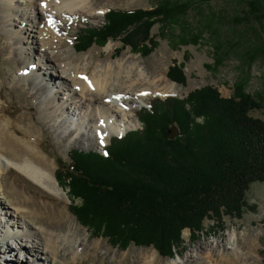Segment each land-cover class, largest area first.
Wrapping results in <instances>:
<instances>
[{
	"label": "trees",
	"instance_id": "16d2710c",
	"mask_svg": "<svg viewBox=\"0 0 264 264\" xmlns=\"http://www.w3.org/2000/svg\"><path fill=\"white\" fill-rule=\"evenodd\" d=\"M166 1L150 9L108 10L102 27L81 28L74 49L118 38L146 55L145 41L154 44L151 26L176 19L198 0ZM239 1L264 27V0ZM256 50L264 51V42L246 55ZM167 76L184 81L178 65ZM240 83L232 97L203 86L183 98H154L137 116L141 126L111 138L107 155L71 150V166L56 180L79 200L71 206L78 221L113 245L151 246L172 257L184 229L194 235L206 219L221 223L224 216L241 217L250 184L264 182V121L248 114L259 103ZM171 125L180 135L169 140Z\"/></svg>",
	"mask_w": 264,
	"mask_h": 264
},
{
	"label": "rangeland",
	"instance_id": "374dc122",
	"mask_svg": "<svg viewBox=\"0 0 264 264\" xmlns=\"http://www.w3.org/2000/svg\"><path fill=\"white\" fill-rule=\"evenodd\" d=\"M16 1L11 0L9 2L11 4L10 9L26 8L28 12H31L34 4L36 5L37 3V0H19V3ZM161 1L166 0H93L95 5L103 7L105 12L109 9H150L155 8ZM166 2L185 1L167 0ZM244 5L239 0L194 1L192 6L188 7L176 19L167 20L164 23L157 22L151 26L149 37L154 44L145 41L146 48L142 50L147 52V49H150V52L146 55L135 51L129 45H124L118 38L110 39L103 44L93 43L87 49L77 52L73 46L81 28H100L105 24V16H99L97 19L79 18L71 20L66 27L67 29L60 33L67 32L66 39L68 41L66 46L73 48L72 55L77 56L76 58L74 57L75 63L80 64L82 62L84 64L90 61L88 63V68L90 69L94 68L100 60L107 63L109 61L122 60L126 64H137L146 76L151 78V80H155L157 88L173 83V88L176 90V95L174 96L177 98H183L187 96L188 92L203 86L215 87L221 96L232 97L237 94V84L241 82L242 91L259 103V107L250 109L248 114L264 121V51L256 50V53H252L249 56L246 55L249 49L263 44L264 27L249 15ZM37 7L39 9L38 5ZM29 8H32V10ZM30 16L32 17L33 15ZM7 18L11 19L12 24H19V17L16 14H10ZM40 18L42 23L37 20V23L33 22V24H49L47 18L43 16H40ZM13 19L15 20L12 21ZM209 21L212 22L209 23ZM22 25L23 21L17 29L22 27ZM13 27L14 25L9 27V29L11 28L14 31L16 27ZM6 31L0 29V33L11 41ZM23 37L25 41L32 40L27 35H23ZM35 47L38 49L37 45ZM215 47L219 49V54ZM39 52V50H35L33 56L38 57ZM217 54L221 56L219 64H216ZM11 60L12 58L8 57L0 46V82L2 88L0 89V95H3L4 100H7L5 102L0 99V106L6 107L10 114L12 112L15 113V106L12 100L18 92V86L10 83L9 80V74L14 73L18 68L17 64L8 63ZM30 61L32 62V60ZM174 65L180 66L184 75L183 82L173 81L167 76V72ZM47 72H51L54 75L57 85L61 84L59 73L51 69V67L48 68ZM48 73L47 75H50ZM26 83L23 84L21 82L19 85L28 86ZM40 95L42 99L48 102L50 95L47 91L42 90ZM154 95L147 96L140 104H134L132 112H129L133 116L132 124L134 125H129V130L137 129L141 126L137 116L141 113L142 107H149L150 102L155 97L165 98L166 96H171ZM63 97H67V95L64 96L63 94ZM31 103L33 108L26 113L40 134L44 150L48 151L49 155L47 158L52 164L53 183L60 189L61 199L66 206V215L81 228L82 237L87 240L88 245L97 244L98 248H95L96 251H94L93 258H91V263L264 264L263 181H255L250 184L246 191L247 207L241 217L224 216L221 223L206 219L203 222V230L194 235H191L188 229H184L182 232V243L175 249L172 257L160 256L156 249L151 246L145 247L131 243L121 248L111 244L110 240L105 236L92 234L91 229L82 225L74 213L71 212V206L79 204V200L70 197L68 189L59 185L56 176H61L65 169L71 166L69 157L71 150L94 151L103 154L111 138L119 136V134L107 135L104 132L95 131L93 128L89 129L90 124H88L87 112L84 109H74L73 106L66 104L68 107L67 111L60 110L47 116L48 114H40L39 104H37L38 101L36 99H33ZM55 105L61 108L62 103L57 102ZM120 124H124V122ZM101 139L103 143H101ZM78 140H81V142H78ZM11 151L12 154L15 153L14 155H16L17 152L14 149H11ZM7 188L11 189L12 192L17 189L11 186H7ZM13 195L14 197H19V193L16 191ZM0 201L4 202L1 197ZM5 210L12 212L8 208ZM0 219L2 221L5 220L4 215L1 213ZM23 219L30 222L26 217ZM9 224H12V221H9ZM233 233L237 241L232 247V241H229L228 238ZM6 241L7 239L4 240L0 232V247H4ZM8 241H11V239ZM104 251L106 254L101 257L105 253ZM9 254L11 258H8V255H0V264H16L19 256L18 251L13 249ZM24 254L28 255L25 251ZM30 256L28 255V257ZM35 256H37L38 262L43 264L44 260L40 259L42 254L36 252Z\"/></svg>",
	"mask_w": 264,
	"mask_h": 264
},
{
	"label": "bare ground",
	"instance_id": "6f19581e",
	"mask_svg": "<svg viewBox=\"0 0 264 264\" xmlns=\"http://www.w3.org/2000/svg\"><path fill=\"white\" fill-rule=\"evenodd\" d=\"M10 1L0 0V29L7 30L11 38L10 41L0 33V46L12 58L8 63L18 65L9 74L10 83L18 86V92L12 100L15 113L10 114L6 107L0 106V197L4 201H0V213L5 219H0V232L7 239L5 246L0 247V255L11 258L9 252L15 249L19 255L16 264H40L36 252L42 254L43 264H93L91 258L97 244L88 245L81 228L66 215L60 189L53 183L48 151L44 150L40 134L26 112L32 110L33 99L38 101L40 114L47 116L67 111L68 104L86 110L89 129L120 135L134 125L129 114L134 104L142 103L152 94L176 95V90L173 83L157 88L155 80L146 76L137 64L100 60L90 69V61L81 62L83 65L74 62L73 48L66 46L67 32H60L67 29L71 20L104 16V8L96 6L93 0H37L33 10L29 8L31 12L26 8L10 9ZM39 13L49 20L48 25L33 24L37 20L42 23ZM10 14L18 15L22 27L17 29L19 24L11 23L7 18ZM12 25L16 27L14 31L9 29ZM23 35L32 40L25 41ZM35 50L40 51L38 57L33 56ZM50 67L59 73L61 84L57 85L54 75L47 72ZM21 82H27L28 86L19 85ZM42 90L50 95L48 102L41 98ZM0 99L7 102L3 95ZM57 102L62 103L61 108L56 107ZM7 186L17 189L12 192ZM15 191L18 198L13 195ZM228 240L233 247L237 238L233 233Z\"/></svg>",
	"mask_w": 264,
	"mask_h": 264
},
{
	"label": "water",
	"instance_id": "95a60500",
	"mask_svg": "<svg viewBox=\"0 0 264 264\" xmlns=\"http://www.w3.org/2000/svg\"><path fill=\"white\" fill-rule=\"evenodd\" d=\"M180 134L179 128L176 125H172L167 131L166 136L168 139H173Z\"/></svg>",
	"mask_w": 264,
	"mask_h": 264
},
{
	"label": "snow or ice",
	"instance_id": "6c2138e0",
	"mask_svg": "<svg viewBox=\"0 0 264 264\" xmlns=\"http://www.w3.org/2000/svg\"><path fill=\"white\" fill-rule=\"evenodd\" d=\"M102 135V134H101ZM101 143H103V140L101 139ZM105 155H107V153H105Z\"/></svg>",
	"mask_w": 264,
	"mask_h": 264
}]
</instances>
